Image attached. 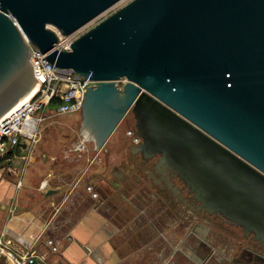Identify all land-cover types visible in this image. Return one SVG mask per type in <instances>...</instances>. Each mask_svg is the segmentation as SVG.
<instances>
[{
	"label": "water",
	"instance_id": "95a60500",
	"mask_svg": "<svg viewBox=\"0 0 264 264\" xmlns=\"http://www.w3.org/2000/svg\"><path fill=\"white\" fill-rule=\"evenodd\" d=\"M0 0V117L37 84L26 33L60 69L97 80L82 107L104 145L128 112L201 206L264 244V0ZM122 78L126 82L120 85Z\"/></svg>",
	"mask_w": 264,
	"mask_h": 264
},
{
	"label": "crops",
	"instance_id": "0c3cea01",
	"mask_svg": "<svg viewBox=\"0 0 264 264\" xmlns=\"http://www.w3.org/2000/svg\"><path fill=\"white\" fill-rule=\"evenodd\" d=\"M114 132L101 147L85 134L94 143L92 147L89 143L81 145L83 153L92 151L83 165L60 164L50 159L52 149L37 146L34 155L31 152L23 158L26 160L18 161L16 167L7 170L8 175L0 167V237L8 229L21 234L50 264H207L211 259L207 252L204 257L197 252L203 241L213 246L209 226L197 220L193 227L197 236L188 240L187 232L193 229L189 224L187 229L179 228L174 205L145 206L141 199L149 194L159 198V192L147 188L149 180L159 185L157 171L147 166L143 170L135 161L132 155L138 142L128 141L126 134H117L110 142ZM20 149L28 150L18 147L17 151ZM102 151L104 162L99 159ZM134 168L145 176L132 173ZM44 180L47 184L41 187ZM89 185L100 197L93 195ZM140 208L142 213L136 221L126 219ZM47 238L55 239L59 251H52ZM15 245L23 249V245ZM233 258L222 254L215 263L224 264L227 259L230 264H252Z\"/></svg>",
	"mask_w": 264,
	"mask_h": 264
},
{
	"label": "built area",
	"instance_id": "2783aa9c",
	"mask_svg": "<svg viewBox=\"0 0 264 264\" xmlns=\"http://www.w3.org/2000/svg\"><path fill=\"white\" fill-rule=\"evenodd\" d=\"M106 12L70 34H64L58 27L51 25L59 35L57 46L61 49H71L72 42L97 24L100 21L97 20ZM23 35L30 46L29 59L37 75L38 89L28 100L15 105L0 117V158L17 154L18 147L29 149L38 140L39 126L44 117L37 115V112L51 108V105L54 106L52 109L63 113L81 109L88 88L98 82L90 76H85L75 70L58 68L55 63L47 58L46 53L33 44L26 33H23ZM129 132L132 133V130ZM138 139L136 137V140ZM19 182L21 183L20 180ZM46 184L47 182L44 180L40 186L45 187ZM88 188L93 191L95 197H98L99 193L94 191L91 185ZM7 233L12 235L6 236ZM46 242L52 251L59 250L54 238H47ZM16 243L23 245V249L18 248L15 245ZM3 263L50 264L31 246L29 240L10 229L0 237V264Z\"/></svg>",
	"mask_w": 264,
	"mask_h": 264
},
{
	"label": "rangeland",
	"instance_id": "374dc122",
	"mask_svg": "<svg viewBox=\"0 0 264 264\" xmlns=\"http://www.w3.org/2000/svg\"><path fill=\"white\" fill-rule=\"evenodd\" d=\"M129 1H131V0L120 1L117 5H115L109 11H107L103 16H101L97 21H99L102 18L110 15L115 10L119 9L120 7H122L123 5H125ZM126 80H127L126 78H122V80L119 83L122 85L126 82ZM50 107L51 108H48L44 111L41 110L40 112H37V115L44 117L40 123V126H39V133L40 134H39L38 140H36L28 150L20 149L18 152L19 155L10 154L9 156H5V157L0 158V167L5 168L4 169L5 175H8L7 170L12 168L13 166L16 167V164L18 163V161L26 160L23 158H28L29 153H31L33 151V148L36 150L37 146H44V147L46 146L47 148L52 149L53 150L52 154H54V156L53 157L50 156V159L52 158L56 162L59 161L60 164L64 163L66 166L67 165L73 166L77 163H79L80 165H83L82 162L86 163L88 161V159L91 158L90 156H88V152L92 153V151L89 149L88 151L83 153V148H81L82 147L81 145L84 143H86V144L89 143L88 145H90L91 147L94 143L93 140H89L87 138V136L85 135L86 133L90 135V132L88 133V131L90 129L87 126L86 117H85V114L82 112V110L78 109L76 111H70V112L63 113V112H60L56 109H52V108H54L53 105H51ZM126 119H127V117H125L123 119V121H121V123L118 125L113 136L109 140L110 142H112V140H114V138H116L117 134L118 135H120V134L125 135L126 134L128 136L127 137L128 141H130V142L134 141L133 138L131 139L129 137L130 135L128 134V131L135 129V126L128 124ZM135 141H138V140L135 139ZM32 154L34 155V152H32ZM122 157H127V154L122 156ZM99 159H102L101 162L105 161L106 157H105V153L103 151L100 153ZM1 164H2V166H1ZM134 172L135 173L136 172L141 173V170H136L134 168L132 173H134ZM141 174L143 176H145L143 173H141ZM148 187L151 191L155 190V191L159 192V198H157V197L154 198V197H152L151 194H149L150 197H148L147 199H141L145 206H148V205L149 206H157V207H171L172 206L171 203L168 201V199L166 200V198L169 197V193L165 188H161V186L153 184L152 180H149L147 188ZM161 196H164L162 199L164 201L161 200V198H162ZM98 197H100V194L98 195ZM145 206H143V207H145ZM116 209H117V206H116ZM140 213H142L141 208L136 214L135 213H133L132 215L129 214L130 216H127L126 219L129 220V218H130L129 221H131V220L136 221L137 220L136 218ZM166 217H167V215L166 216L163 215V218L165 221L167 220ZM183 217L184 216L182 214L181 218H183ZM212 231H213L212 232L213 240L218 242L219 240H217V239L221 238V236H220L221 232L219 230H215V228H212ZM183 235H184V233L182 232L181 236H183ZM214 244H213V249L219 250V248H216V246ZM200 246H201V249H198L197 254L198 255L200 254V256H203L204 251L207 252V254H208L209 250H207L208 249L207 246L204 247V243L200 244ZM242 248L243 247H231L230 246V247H228V251H230V253L228 255H232L234 257L233 258L234 261H239L243 258L242 257ZM224 262H225L224 264H230V262H227V259H225ZM3 264H5V263H3ZM233 264H238V262H233Z\"/></svg>",
	"mask_w": 264,
	"mask_h": 264
},
{
	"label": "flooded vegetation",
	"instance_id": "af4514ba",
	"mask_svg": "<svg viewBox=\"0 0 264 264\" xmlns=\"http://www.w3.org/2000/svg\"><path fill=\"white\" fill-rule=\"evenodd\" d=\"M81 110L84 113L85 107H82ZM125 117H127L126 120L128 124L135 126L136 128L137 119L135 113L130 111ZM132 134L134 135V141L136 137L139 138L137 141L139 144L141 138L137 135L135 129L134 131L132 130ZM138 144H135L134 149L137 148ZM133 153V158L138 164L142 165L143 170L146 169L144 166H147L150 170L153 168L157 171L159 177L158 182H160L159 186L168 191V201L172 206L174 205L173 207H175L174 217L178 220L179 228L187 229L189 224L193 229H190V231L187 232L186 238L188 240L194 241L196 238L195 236H197L196 230L193 228L197 220H202L207 226H209L208 228L210 229H208V236L212 238L210 242L212 241L213 244L215 243L214 245L216 248H219V250L213 249V246L211 247L209 243L206 245V241H203L207 248L211 247L207 254L211 259L208 260L207 264H216V258L222 256V254L228 255L230 253L228 247L230 246L243 247V258L239 261L252 262V264H264V244L255 237L254 233H248L243 225L232 221L223 213L219 211L209 212L205 207H202L201 202L197 200L195 192L190 189L184 179L178 173H173L168 166L166 170L164 165H161V154L148 159L141 151L135 152L133 150ZM182 214L184 216L183 218H181ZM164 216H166V213ZM147 218H151V215H147ZM212 228L221 232V238L217 239L219 240L218 242L213 240Z\"/></svg>",
	"mask_w": 264,
	"mask_h": 264
},
{
	"label": "bare ground",
	"instance_id": "6f19581e",
	"mask_svg": "<svg viewBox=\"0 0 264 264\" xmlns=\"http://www.w3.org/2000/svg\"><path fill=\"white\" fill-rule=\"evenodd\" d=\"M38 89V84L35 86V88L31 91V93H29L26 97H24L20 102H18L16 105L22 103V101L24 100H28L31 96H33L35 94V92Z\"/></svg>",
	"mask_w": 264,
	"mask_h": 264
}]
</instances>
